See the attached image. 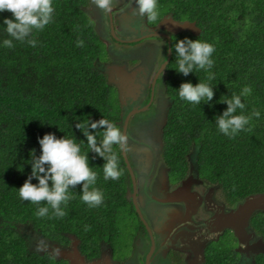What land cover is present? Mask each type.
Returning <instances> with one entry per match:
<instances>
[{
    "label": "trees",
    "instance_id": "16d2710c",
    "mask_svg": "<svg viewBox=\"0 0 264 264\" xmlns=\"http://www.w3.org/2000/svg\"><path fill=\"white\" fill-rule=\"evenodd\" d=\"M87 3L53 0L52 22L28 38L37 41L35 47L10 37L3 21L14 17L10 12H0V264H67L47 250L41 253L31 249L32 235L61 245L68 244L73 235L79 240L80 251L91 257L98 254L104 241L115 252L119 245L129 242L131 246L135 229L143 226L128 195L131 183L119 147L115 150L122 175L118 180H104V159L87 149L86 137L75 127L78 121L104 116L122 128L125 116L119 112L114 86L100 69L106 46L85 13ZM164 12L179 21H194L199 28L197 33L181 30L170 38L164 80L169 104L160 150L168 167L167 177L170 181L180 179L188 170L191 155L197 176L218 184L228 202L264 191V0H158V14ZM185 37L214 45L210 70L185 76L175 69L173 46ZM5 39L13 40L14 47H5ZM78 39L84 41L83 47L77 46ZM209 71L215 73L213 81L207 80ZM199 80L214 84L213 99L201 104L180 99V84L195 85ZM245 87H250L251 93L241 97L246 105L243 114L256 109L260 116L246 126L251 131L229 138L215 121L227 108L220 99L240 94ZM46 133L57 138L75 137L82 151L88 150L89 166L98 174L94 187L104 196L101 205L89 207L84 203L81 185L70 189L74 198L63 218L55 217L50 207L47 216L39 217L38 207L46 205L20 198L18 188L31 173L30 150L40 155L38 138ZM31 182L38 183L35 178ZM120 223L131 224L132 230L122 231ZM249 223L264 246V208L254 212ZM228 237L212 240L200 264H240V258L247 256L234 248L236 237ZM250 264H264V248L253 254Z\"/></svg>",
    "mask_w": 264,
    "mask_h": 264
},
{
    "label": "flooded vegetation",
    "instance_id": "af4514ba",
    "mask_svg": "<svg viewBox=\"0 0 264 264\" xmlns=\"http://www.w3.org/2000/svg\"><path fill=\"white\" fill-rule=\"evenodd\" d=\"M89 6L93 9L87 10ZM94 6L91 0H88L84 10L87 16L93 21L95 30L97 23L105 24L107 35L113 29L112 33L117 36V38L111 37V39L117 41V46H132L134 43L140 45H143V43L146 44L145 50L134 49L133 53L129 55L126 54L127 51L123 52V60L130 69L125 68L123 65L110 62L107 48L105 59L100 61H107V63H111L113 66H110L109 70H105L99 63L100 69L106 73L108 82L111 83L116 90L120 106L119 112L120 114L125 113L121 130H123V124L126 120L125 133L128 136L130 133L127 134V129L131 118L135 120L133 121V125H136L138 121V118L135 119L134 115L145 112L153 107L155 116L156 110H164L163 115L166 114L169 97L165 91L164 85L165 65L170 57V38L176 33L169 29L167 19H176L168 12H164L161 16L159 15L155 22H148L145 18L141 22L142 27L138 33L139 36L136 35L134 38H128L123 35L119 27H116L112 11L107 12V14L104 13L105 16H95V22L94 18L89 16L90 13L92 15L94 14ZM99 37L106 46L105 38L101 35H99ZM151 39L152 41H150ZM168 53L169 56L167 57ZM161 100L165 102L164 107L161 106ZM149 117V119L154 118L152 116ZM142 119L146 120L148 118L143 117ZM164 120L165 117L163 116V121L158 128L160 133L159 144L153 145L152 148L155 156H157V163L152 171L155 175L154 177L158 179L159 176H156V174L159 175L161 168L165 171V181L161 183L163 185L162 187H166V190H163L164 196L153 197L148 195L145 186L152 178H148L146 183L141 186L144 188L140 187L139 178H137V174L133 170L126 152L133 177L131 178L128 171L131 183V189L128 195L136 211L133 202V197L135 198L142 218L147 225L144 224L136 211L137 217L142 222L143 226L142 228L139 226L135 229L131 239L132 249L129 251V254L120 256L118 252H115L109 242L104 241L101 242L100 249L96 256L87 257L80 251L78 247L79 240L73 235H70V241L66 245H61L54 240L41 237L45 242L51 243L47 249L49 253L55 255L57 258L66 260L67 264H70V261L74 264H200L203 262L205 251L212 240L217 239L221 235L229 236L228 238H230L232 234L234 235L233 231L228 227H221L218 229L220 222L218 219L222 213L228 210H234L241 200L228 202L223 197L218 184H213L205 178H199L197 176L196 169L192 162L188 163V170H186L180 179L170 181L167 177L168 167L163 163L160 156L162 144L161 131ZM137 170L139 177L140 171L139 169ZM187 176L191 177L188 178ZM162 178L163 176L159 177L160 180ZM159 179L158 182H160ZM133 192L135 195H133ZM144 195H146L148 200L152 203L165 205V215L161 219L165 221V224L160 229V232H157V228L148 223L142 214L139 201H141L142 197H145ZM248 226V232H252L250 223ZM155 228L156 231L154 230ZM253 238H255V240H253ZM261 246L262 243L253 232L251 239L246 244L239 243L237 238L234 244V248L239 250L243 256L247 253L254 252L255 248ZM74 247L78 250L81 258L73 252ZM61 250L72 252L70 257L71 260L70 258L58 256V252ZM139 250L141 252H139ZM243 260L245 261L246 258ZM243 260L240 258L239 263L242 264Z\"/></svg>",
    "mask_w": 264,
    "mask_h": 264
},
{
    "label": "clouds",
    "instance_id": "9594fccd",
    "mask_svg": "<svg viewBox=\"0 0 264 264\" xmlns=\"http://www.w3.org/2000/svg\"><path fill=\"white\" fill-rule=\"evenodd\" d=\"M117 0H91V3L102 12H111ZM136 7L132 15L146 18L150 22L158 19V0H135ZM10 12L14 19L5 18L7 34L21 43L27 42L35 47L37 41L28 39L34 30L42 31L53 20V0H0V12ZM77 46L83 47L84 41L77 40ZM3 44L7 48L14 47L13 40L5 39ZM177 57L175 68L179 73L187 76L189 73L199 70H210L214 65L212 59L215 47L213 44L200 39L185 37L174 44ZM215 79V73L209 71L208 81ZM214 84L201 82L193 85L191 82H182L178 88L180 99L191 104L210 102L213 99ZM251 93L250 87H245L240 94L233 93L230 98L225 96L220 99L227 104V108L221 115L215 118L218 129L229 138H235L239 132L251 131L250 122L253 117L259 118L260 112L253 109L248 115L243 114L246 107L241 97ZM238 110H240L238 114ZM43 122V121H42ZM75 127L80 130L87 139V149L102 157L104 180H118L122 175L119 167V156L115 150H126L128 137L114 122L104 118L99 120L78 121ZM89 128L93 131H89ZM103 130L102 132L99 130ZM97 136L101 139L98 141ZM40 155L35 150H30L31 173L18 188V194L22 200L29 201L38 207L37 215L45 217L49 214V207L57 218L67 215L65 211L68 202L74 198L70 189L81 185V199L89 207H97L103 203V193L94 187L98 174L89 166L87 151H82L81 144L75 137L63 136L57 138L54 133H46L38 138ZM22 170V169H20ZM35 178L38 183H32ZM51 181V186L49 185ZM63 205V207H62ZM87 230V229H86ZM263 244V243H262Z\"/></svg>",
    "mask_w": 264,
    "mask_h": 264
},
{
    "label": "rangeland",
    "instance_id": "374dc122",
    "mask_svg": "<svg viewBox=\"0 0 264 264\" xmlns=\"http://www.w3.org/2000/svg\"><path fill=\"white\" fill-rule=\"evenodd\" d=\"M136 7L135 0H117L115 6L113 7L112 14L114 16V21L116 23V27H119L121 32L125 37L128 38H134L136 35L139 36V31L141 26V22L145 18H140L132 15V10ZM93 9L91 6L87 8V10ZM94 14L92 15L91 13L89 16L94 18V21L96 22L95 16L98 17V15H103L107 14V12H102L96 6H94ZM97 12V13H96ZM105 13V14H104ZM108 18V15H107ZM106 19V18H105ZM96 30L99 33V35L103 36L105 38V43L106 48H107V53L108 56H110V62L113 64H119L123 65L125 68L130 69L128 65L124 62V53L126 52L127 55L132 54L134 49H140V50H145L146 49V44L143 43V45L134 43L132 46H117V41H113L111 37L117 38L111 30V32L108 33L107 35V29L105 27L104 23H97L96 25ZM143 30V28H142ZM152 41V39L150 40ZM116 46V47H115ZM125 46V47H123ZM123 51H121V50ZM126 57H131V56H126ZM108 58V57H107ZM106 58V59H107ZM100 64L102 65V68L105 70H109L110 66H113L111 63L101 62L99 61ZM126 64V65H125ZM126 70V69H125ZM167 103V100H166ZM161 106H165V102L161 100ZM167 106V105H166ZM166 109V107H165ZM154 112V107L149 108L145 112H140L139 114L134 115V118L137 119L138 121L136 122V125H133V121H135L133 118H131L130 123L128 124V129H127V134H129L128 137V145L126 152L128 154L131 166L135 173L137 174V178H139L140 181V187L143 186V184L146 183V180L148 178H152L151 180L148 181L146 187L147 193L150 196L156 197V196H164L163 190H166V187H162L163 181H165L164 174L165 171L163 168H161V172L159 175L156 174V176H163V178L159 181L154 177L155 175L152 173L153 168L155 167L157 163V156H155L153 145L159 144V138H160V133L158 131L160 123L163 121V116L165 117V114L163 115L164 110L158 111L156 110V116L153 113ZM152 116L154 118L149 119ZM143 117H147L148 119L143 120ZM132 123V124H131ZM189 162L193 164L194 157L189 155ZM140 171V175L138 177V170ZM154 177V178H153ZM188 177V176H187ZM186 177V178H187ZM189 176L188 178H190ZM144 188V187H141ZM145 197H142L140 204V208L142 210V214L144 218L148 221V223L152 224V226H155L157 228V232H160V229L162 226H164L165 221L161 220L163 216L165 215V205H161L159 203H152L146 195ZM157 200V199H156ZM167 217V216H166ZM170 218V217H169ZM122 231H128L132 230V225L128 226H121L119 227ZM156 228L154 229L156 231ZM30 240H32L30 248L39 252H44L49 248L51 245L50 242H45V240L41 237H38L36 235H32ZM255 240V238H253ZM119 245L120 249L118 253H122L124 255H128L129 251L132 249L130 246V243ZM264 246H261L259 248H255L254 252L247 253V257L241 258L242 260L246 258V260L242 261V264H250V260L253 256V254L258 251L262 250ZM139 252H141L139 250ZM239 257H241L239 253Z\"/></svg>",
    "mask_w": 264,
    "mask_h": 264
},
{
    "label": "water",
    "instance_id": "95a60500",
    "mask_svg": "<svg viewBox=\"0 0 264 264\" xmlns=\"http://www.w3.org/2000/svg\"><path fill=\"white\" fill-rule=\"evenodd\" d=\"M167 21H168L169 29L173 32H178L181 30H190L193 33H197L199 31V28L194 24V21H189V20L179 21L173 19H167ZM168 56L169 53L167 54V57ZM125 128H126V120L123 124V130H122L124 133H125ZM121 154L123 156L126 167L130 173V176L131 178H133L132 170L127 159L126 150H121ZM133 195H135V193ZM133 202L138 215L141 217L144 224L146 225V222L142 218L140 209L136 204L134 197H133ZM263 208H264V191L246 196L239 202L238 206L234 210H228L220 215V218L218 219V221H220L218 225V229H220L221 227L230 228L233 231L238 242L241 244H246L252 237V232L250 231L248 232L250 217L256 210H262ZM73 252H75V254L79 258H81V255L79 254L78 250L75 247L73 248ZM71 253L72 252L61 250L58 252V256H62L64 258H70ZM70 264H74V263L70 261Z\"/></svg>",
    "mask_w": 264,
    "mask_h": 264
}]
</instances>
